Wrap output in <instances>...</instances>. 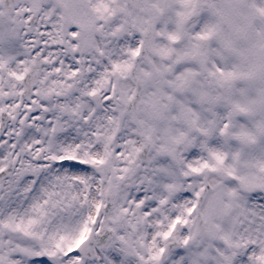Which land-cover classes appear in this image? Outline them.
Masks as SVG:
<instances>
[{"label":"snow or ice","instance_id":"6c2138e0","mask_svg":"<svg viewBox=\"0 0 264 264\" xmlns=\"http://www.w3.org/2000/svg\"><path fill=\"white\" fill-rule=\"evenodd\" d=\"M0 264H264V0H0Z\"/></svg>","mask_w":264,"mask_h":264}]
</instances>
